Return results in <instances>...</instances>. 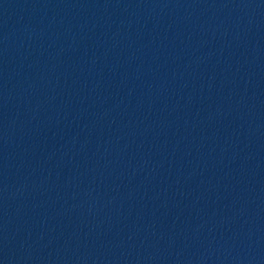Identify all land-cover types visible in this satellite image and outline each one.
I'll return each instance as SVG.
<instances>
[{"label": "water", "instance_id": "water-1", "mask_svg": "<svg viewBox=\"0 0 264 264\" xmlns=\"http://www.w3.org/2000/svg\"><path fill=\"white\" fill-rule=\"evenodd\" d=\"M0 264H264V0H0Z\"/></svg>", "mask_w": 264, "mask_h": 264}]
</instances>
